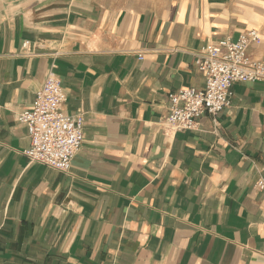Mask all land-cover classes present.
Returning a JSON list of instances; mask_svg holds the SVG:
<instances>
[{"label":"crops","instance_id":"0c3cea01","mask_svg":"<svg viewBox=\"0 0 264 264\" xmlns=\"http://www.w3.org/2000/svg\"><path fill=\"white\" fill-rule=\"evenodd\" d=\"M249 29L264 60V0H0V264H264V82L163 124L205 88L195 54ZM50 73L85 119L68 173L26 157L18 119Z\"/></svg>","mask_w":264,"mask_h":264},{"label":"built area","instance_id":"2783aa9c","mask_svg":"<svg viewBox=\"0 0 264 264\" xmlns=\"http://www.w3.org/2000/svg\"><path fill=\"white\" fill-rule=\"evenodd\" d=\"M261 43L260 32L249 29L237 41L227 37L201 48L195 54V65L205 78V88L169 94V114L163 124L174 132L195 131L202 117L216 118L231 107L236 84L264 82V60L249 54L252 46ZM66 101L60 79L50 73L31 107L18 117L32 143L26 157L64 173L72 169L85 142L84 116L67 115L63 111ZM255 190L264 195V174L256 181Z\"/></svg>","mask_w":264,"mask_h":264}]
</instances>
